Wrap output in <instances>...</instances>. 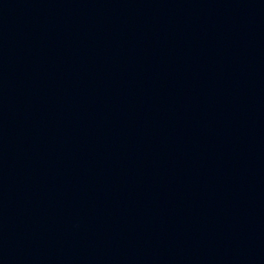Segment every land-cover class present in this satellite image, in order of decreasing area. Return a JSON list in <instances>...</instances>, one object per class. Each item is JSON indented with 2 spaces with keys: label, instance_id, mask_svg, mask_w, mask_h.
<instances>
[{
  "label": "water",
  "instance_id": "1",
  "mask_svg": "<svg viewBox=\"0 0 264 264\" xmlns=\"http://www.w3.org/2000/svg\"><path fill=\"white\" fill-rule=\"evenodd\" d=\"M0 264H264L262 0H0Z\"/></svg>",
  "mask_w": 264,
  "mask_h": 264
}]
</instances>
